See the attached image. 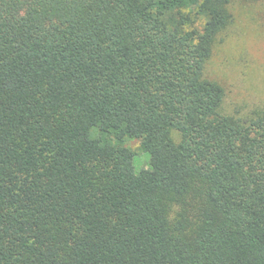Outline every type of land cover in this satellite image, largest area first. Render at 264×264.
<instances>
[{"label": "trees", "instance_id": "obj_1", "mask_svg": "<svg viewBox=\"0 0 264 264\" xmlns=\"http://www.w3.org/2000/svg\"><path fill=\"white\" fill-rule=\"evenodd\" d=\"M232 3L0 0V264H264V107L205 72Z\"/></svg>", "mask_w": 264, "mask_h": 264}, {"label": "rangeland", "instance_id": "obj_2", "mask_svg": "<svg viewBox=\"0 0 264 264\" xmlns=\"http://www.w3.org/2000/svg\"><path fill=\"white\" fill-rule=\"evenodd\" d=\"M233 22L217 42L207 62L206 76L225 89V111L264 107V0H232ZM132 149L138 142L129 140ZM149 154L133 160L134 171L148 166Z\"/></svg>", "mask_w": 264, "mask_h": 264}]
</instances>
